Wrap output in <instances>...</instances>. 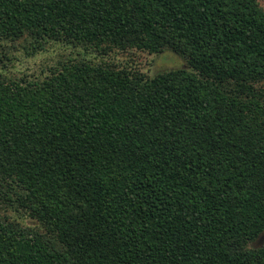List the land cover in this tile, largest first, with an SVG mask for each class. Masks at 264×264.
<instances>
[{"label":"trees","instance_id":"obj_1","mask_svg":"<svg viewBox=\"0 0 264 264\" xmlns=\"http://www.w3.org/2000/svg\"><path fill=\"white\" fill-rule=\"evenodd\" d=\"M19 41L84 54L0 73V264H264L259 0H0V68Z\"/></svg>","mask_w":264,"mask_h":264},{"label":"rangeland","instance_id":"obj_2","mask_svg":"<svg viewBox=\"0 0 264 264\" xmlns=\"http://www.w3.org/2000/svg\"><path fill=\"white\" fill-rule=\"evenodd\" d=\"M259 2L264 8V0H259ZM24 45L25 43L23 41L11 44L10 60L6 62L7 66L0 68V73L15 78L28 77L29 79H42L51 74V69L59 65L60 62L67 61L69 58H79L84 54L83 49L70 48L63 43L51 42L47 45L46 50H42L34 55H27V50L24 48ZM88 57L97 62L102 60V57L97 52H93ZM105 60L115 63L117 66L141 71L149 76L179 66L184 62L181 57L176 56L171 51L150 53L149 51L139 49H112L105 56ZM1 204L2 220L6 219V217L19 220L23 218V212L19 209L9 207L7 204L3 205V202ZM24 221L29 225L32 224L30 219H24Z\"/></svg>","mask_w":264,"mask_h":264}]
</instances>
